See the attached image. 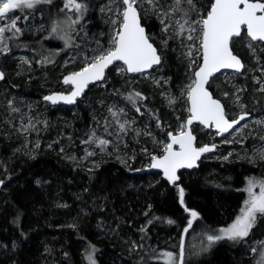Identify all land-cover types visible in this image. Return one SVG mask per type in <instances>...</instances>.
<instances>
[{
	"label": "trees",
	"instance_id": "trees-1",
	"mask_svg": "<svg viewBox=\"0 0 264 264\" xmlns=\"http://www.w3.org/2000/svg\"><path fill=\"white\" fill-rule=\"evenodd\" d=\"M161 1L165 5L171 0ZM80 2L88 10L74 26L76 31L61 24L71 38V47H65L57 34H50L51 26L65 21L66 16L76 19V14L61 12L64 0H53L32 10H14L16 16L21 15L18 24L23 35L17 41L8 40L10 51L0 53V69L5 73L0 82V180L4 181L0 186V264H89L90 246L96 249L98 264H165L163 253L178 258L181 240L183 264H258V253L252 249L256 239L264 238V215L243 240L224 239L209 246L206 236L233 220L246 199V180L263 174L264 162L257 148L264 143L260 139L264 128L241 137L240 143L217 146L218 158L208 160L213 153L198 169L181 173L178 185L185 189V205L199 214L185 233L189 216L179 203L177 186H171L158 172H137L141 164L151 161L149 154L124 148V138L116 136L109 123L103 125L107 120L99 103L103 98L122 104L158 136L168 137L188 118L189 104L182 93L201 60L192 63L183 39L163 35L159 19L140 11L150 39L162 55V63L148 75L130 76L119 72L121 65L116 64L73 106L51 105L43 99L66 87L69 91L63 76L84 67L90 61L84 57L91 59L111 47L115 27L111 20L117 19L120 0ZM211 3L193 0V5L205 11ZM245 37L232 43L245 62L238 80L248 89L242 97L245 107L239 108L257 115L264 110V98L249 97L253 89L247 77L251 55L241 42ZM252 44L264 63V44ZM21 55L29 63H23ZM220 76L211 80L209 88L233 118L234 90ZM97 84L102 85L95 87ZM133 92L146 99L133 105L126 99ZM169 99L174 102L170 104ZM22 105L26 109L37 105L33 112H40L38 131L29 137L19 130L18 117L11 110ZM93 131L96 138L110 141L103 151L100 148V155L91 158L95 163L85 159L87 144L82 143ZM194 131L198 145L213 142V131L200 125ZM144 140L149 153L163 154L149 139ZM127 151L131 156L126 160ZM133 242L138 246L135 250Z\"/></svg>",
	"mask_w": 264,
	"mask_h": 264
},
{
	"label": "snow or ice",
	"instance_id": "snow-or-ice-1",
	"mask_svg": "<svg viewBox=\"0 0 264 264\" xmlns=\"http://www.w3.org/2000/svg\"><path fill=\"white\" fill-rule=\"evenodd\" d=\"M52 2L53 0H0V21L8 20L9 14L14 10H32L37 5L51 4ZM181 2L182 0H174V6H167L161 4L160 0H120L122 7L116 10L117 19L111 20V23L115 26L111 36V47L101 50L99 54L85 63L84 67L79 71L72 72L63 78L65 85L73 86L69 94L53 93L43 99L50 101L52 104H57L60 101L68 104L74 103L76 98L81 96L90 83L104 80L105 69L114 62H122L123 67L118 68V71L127 73H141L155 65H160L162 56L153 43L150 42V37L146 34L145 28L141 24L140 8L143 3H147L160 19L163 26L161 30L165 33L172 27V24L168 22L171 16L180 12L182 14L181 19L175 21V36L177 38L184 37L188 41L198 40V47L195 43L187 46L188 52L186 55L191 58L195 50L201 63L197 70L193 72L191 83L187 85L186 92L182 93L187 97L189 116L181 124L176 134L171 132L167 134L170 142L164 144V154L160 157L152 156L150 167L162 170L164 178L172 185L177 186L179 203L191 217L187 222V227L184 229V232L187 233L199 214L185 205V189L177 184L180 179L177 175V170L195 167L196 162L203 153L213 151L216 147V145L197 147L195 144L196 137L192 133L191 126L198 121L205 127L215 126L218 134L223 135L234 129L236 125H239L249 115L247 112H242L238 119L229 120L226 106L213 97L206 85H209L210 78L223 69H231L237 74H241L245 69L241 59L233 53L232 43L234 39H243L246 35L251 42L264 44V0H212L206 15H202L194 21L186 18L188 13L180 7ZM187 4L192 6L193 0H187ZM65 10L75 13L76 19L66 16L65 21L54 22L51 26L50 34H57L59 39L64 40L65 47H71V38L61 24H67L68 29L76 31L74 26L80 23L88 10V5L80 2V0H64L60 11L64 12ZM104 10V8L101 9V11ZM27 18V16L24 17L25 20ZM19 20L20 17H15L10 19V22L0 25V53L7 54L10 51L8 40L17 41L23 35L24 30L18 26ZM6 33L11 35L6 36ZM164 44L167 45V40L164 41ZM249 48L255 53V48L251 43ZM261 50L264 51V49ZM22 62L29 63L24 58H22ZM45 62H48L47 58H45ZM257 62L259 63L258 57ZM192 63H195V61H192ZM258 71L261 72V77H253V79L260 85L258 90L264 92V79H262L264 77V66H261ZM4 78L5 74L0 72V80ZM243 91L245 89L237 88L235 93H233L234 102L242 109L245 106L240 103L239 93ZM224 95L228 96V93L225 92ZM126 99L136 105L138 100L142 101L146 97L139 92H133L129 93ZM173 102L172 99H169L170 104ZM11 106L12 101H9V107ZM11 110L12 112L19 111V109L14 107ZM122 111L123 109L120 110V112ZM136 111L140 112V108L136 107ZM109 112L114 119L117 118L118 113L116 111L110 108ZM43 123L45 126L47 125L46 121ZM116 123L119 127V133L126 135L130 127L129 122L121 123L116 119ZM257 124H264V121H257ZM157 126L159 127L158 118ZM35 127L36 124L33 122V118H29L28 123H22L19 130L28 132L29 129L35 130ZM244 127L246 128L247 125H244ZM139 134L137 132V135ZM148 134L150 135V133ZM260 139L264 140V136L260 137ZM93 142L97 143L101 151L110 143L107 139L96 138L94 131L87 140L82 141L84 144ZM36 146L39 147L38 142ZM144 151L147 150L145 149ZM85 152L86 156L95 154L87 151V149ZM262 156H264V153H262ZM72 159L75 158L73 157ZM36 182L37 184L40 183L39 180ZM3 184L4 181L0 180V186ZM257 186L259 187L258 193L254 191ZM245 191L248 193V199L244 201V207L241 209L240 215L236 217L231 225L219 229L218 234L207 235L206 239L209 246L224 239L231 241L243 240L250 235L251 230L255 227L258 214L264 215V180L258 181L254 178H249ZM167 222L169 224L174 223L172 220ZM148 223L150 224L151 221ZM70 227H75V225H70ZM141 231H145V229L141 228ZM136 247L138 246L133 242L132 249L135 250ZM180 247L178 258L171 252L163 253L166 257L165 264H183V240H181ZM90 249L87 260L89 264H96L93 258V253L96 249L94 246H90ZM252 252H256V249H252ZM258 264H264V252L260 253Z\"/></svg>",
	"mask_w": 264,
	"mask_h": 264
},
{
	"label": "rangeland",
	"instance_id": "rangeland-1",
	"mask_svg": "<svg viewBox=\"0 0 264 264\" xmlns=\"http://www.w3.org/2000/svg\"><path fill=\"white\" fill-rule=\"evenodd\" d=\"M185 1H187V0H182L180 7L182 9H184L185 11H187L188 16L186 18L194 21V20L199 19L200 16L206 15L207 11H205L203 8L198 7L197 5L196 6L195 5L190 6V5L187 4V2L185 3ZM160 3L164 4L165 2L161 1ZM165 5L174 6V0H171L169 3H167ZM140 11L143 13V15H152V16L156 17L157 19H159L157 17L156 13L149 7V5L147 3H143V6L140 8ZM181 15L182 14L180 12H177V13H174L171 16V18H170V20L168 22L170 24H172V27L169 28V31L167 33L162 31L163 35H167V34L169 35L170 34V35L176 37L175 36V31H176L175 21L176 20H180L181 19ZM15 17H21V15H17L16 16L12 12V13L9 14V19L8 20L0 21V25L10 22V19L15 18ZM31 21L33 22V19ZM159 21H160V19H159ZM160 24H161V22H160ZM18 26H19V24H18ZM8 35H11V34L10 33H6V36H8ZM179 39H183L184 44H185L184 47L186 49V53L188 52V47L187 46L189 44L195 43L197 45V47H198V43H199L198 40L197 41H188L184 37H179ZM241 42L246 43L248 48H249V44L250 43L251 44L254 43V42H251L247 37H245L244 40L241 41ZM253 47L255 48L254 45H253ZM250 55H251V61H250L251 69L249 70V73L247 74V77H248L249 81L251 82V84L253 86V89L249 93L250 94L249 97L251 98L252 96L255 97V95H257L258 97L260 96L261 98H264V92H260L258 90L260 85L257 84L255 82V80L253 79V77H261V72L258 71V69L261 66H264V63H262V60L257 55L256 49H255V53H253V51L250 50ZM257 57L259 58V63L257 62ZM20 58L22 59L23 56L21 55ZM190 59H191V61H195V62L198 61L199 56H198V53L195 50L193 51V55H192V57ZM68 60H70V61H68V63L72 62V58H70ZM89 60H90V58H88L87 56L84 57V61H89ZM120 65H121V67H123V64H120ZM148 74L149 73H142V74H139L138 76H143V75H148ZM220 75H221L220 77L225 82H227L228 85H230V87L233 88L234 93H235L237 88H243V89H245V91L248 90L247 87L242 82H239L238 79L240 77L239 76L240 74H237V73H235L233 71H226V72L221 73ZM262 79H264V77H262ZM101 85L102 84H97L95 87H99ZM66 88H67V90L69 89V87H66ZM67 90H65V91H67ZM62 91H64V90H62ZM243 93H244V91L239 93L240 103L241 104H243V102H242ZM99 103L103 106V111L105 113V118H107V120L105 122H103V125L105 123H109L110 126H111L110 130L113 133H115L116 136H122L124 138V141H125L124 142L125 143L124 144V148H129V149L131 148L130 151H132V152L137 150L139 152L148 153L150 157H152V156H157V157L160 156L157 153H149L148 147L146 146L147 145L146 141L144 139H149L155 146L159 147L160 150H163L164 144L168 143V140H169L168 137L158 136L156 133H154V131H152L149 128H147L143 123H140L138 117H136L135 115L129 113V111L126 110V108L122 104L118 103L117 101L107 100V99L103 98L101 101L99 100ZM233 105L236 108V114H235V116L233 118H238L239 115L242 112L241 108H239L240 106L237 103H235V102H234ZM110 108L113 109V111H116L118 113L117 118L114 119L112 117L111 113L109 112ZM17 109H19V111L16 112V115L18 117V121H19L20 126L22 125V123L23 124H27L29 118H33V122L36 124L35 130L29 129L28 132H23V133H27V137H29L31 133L32 134L36 133L38 131L39 126H40L39 125L40 124V119H39L40 112H33V110L37 109V105H32V108H30V109H26L24 107V105H22V106H20ZM121 109H123L122 112H120ZM116 119H118L121 123H123L125 121L129 122L130 127L128 128V131H127L126 135L124 133H119V127H118V124L116 123ZM257 121H264V110L260 114L252 115V117H250L248 120H246L244 123H242L236 130H234L232 133H230L229 135H227L225 137L217 138L216 133L213 132L214 134L210 135V140L213 141L212 143H216L217 146H219V147L224 146V145H226V146L229 145L230 146V145H233L235 142L240 143L241 137L243 138V137H245L246 134H251L252 132H255V131H258V130H261V129L264 128V124H257ZM182 123L183 122H181V124ZM181 124H180V126H181ZM244 125H247V127L245 128ZM180 126H179V128H180ZM126 127H127V125H126ZM179 128L177 129V131L179 130ZM137 132H139L140 134L137 135ZM148 133H150V135ZM225 141H228V142H225ZM86 149H87V151L94 152L95 154L92 155V156H85V159H87L89 162L95 163V160H93L91 158L95 157L97 155H100V147L96 143H90V144H87L85 146V150ZM145 149L147 151H144ZM257 149H258V152H259V154L261 156L260 159L264 162V156H262V153H264V143L261 144ZM85 150H84V152H85ZM229 154H232L231 150L229 151L228 155ZM85 155H86V152H85ZM130 156H131V154L127 151L125 156H124V159L127 160V157H130ZM219 156H220L219 154L214 153V156L209 158L208 160H211V159H214V158H218ZM151 162H152V160L150 162H148V163L141 164V166H142L141 168H145L146 166H149L151 164ZM249 178H254V179L258 180V181L259 180H264V172H263V174L261 176H257V177H252L251 176ZM249 178L246 180L245 184L243 185V191L245 192L246 199H248V193L245 191V189L247 188V183H248ZM254 191L258 193L259 192V187L258 186L255 187ZM243 207H244V203L242 204L240 209L237 211V214L235 215L233 220L231 222H229L228 224H226L225 226L221 227V228H226L229 225H231L234 222V220L236 219V217L238 215H240L241 209ZM188 216H189V219H190L191 217H190L189 213H188ZM260 216L261 215L258 214V219H259ZM198 217H199V215H198ZM258 219H257V222H258ZM194 222H195V220L193 221V224H194ZM221 228L216 229L211 234H218V230L221 229ZM251 232H252V230H251ZM254 245H255L254 248L256 249V251L258 253V261H259L260 253L264 252V238L256 239L255 242H254ZM89 252L87 253V255L89 254ZM93 258L96 261L95 252L93 253ZM96 264H98L97 261H96Z\"/></svg>",
	"mask_w": 264,
	"mask_h": 264
},
{
	"label": "water",
	"instance_id": "water-1",
	"mask_svg": "<svg viewBox=\"0 0 264 264\" xmlns=\"http://www.w3.org/2000/svg\"><path fill=\"white\" fill-rule=\"evenodd\" d=\"M141 13V12H140ZM141 24H142V26L145 28V31H146V34L149 36V34H148V31H147V28H146V26L143 24V22H142V16H141ZM150 42H152L153 43V41L150 39ZM153 45L158 49V47L153 43ZM233 49V48H232ZM158 52H159V54L161 55V53H160V51H159V49H158ZM233 53L235 54V55H237L240 59H241V61H242V63L245 65V62L243 61V59L238 55V54H236L235 52H234V50H233ZM162 56V55H161ZM116 64H122V62H114L112 65H110L107 69H105V73H104V79H105V77H106V74H107V71L112 67V66H114V65H116ZM156 66H158V65H155V66H153L152 68H150V69H146L144 72H141V73H127L128 75H130V76H136V75H139V74H142V73H149L154 67H156ZM197 70V69H196ZM245 70V69H244ZM243 70V71H244ZM226 71H233V70H231V69H223V70H221V72H219V73H216L212 78H210V81H209V84H210V82H211V80L215 77V76H217V75H219V74H221V73H223V72H226ZM0 72H3L2 71V69H0ZM77 72V71H76ZM4 73V72H3ZM5 74V73H4ZM69 74H71V73H67V74H65L64 76H63V78L65 77V76H68ZM63 78H62V83H63ZM2 80H0V82H1ZM103 81V80H102ZM102 81H97V82H94V83H90L89 85H88V87L84 90V92L81 94V96H79V97H77L76 98V100H75V102L74 103H71V104H68V103H64L63 101H60V102H58L57 104H52L50 101H47V102H49L51 105H65V106H73V105H75L76 103H77V101L79 100V99H81L84 95H85V93H86V91L88 90V88L91 86V85H93V84H96V83H99V82H102ZM64 84V83H63ZM65 85V84H64ZM66 86H70V90L69 91H54V92H52V93H49V94H47V95H51V94H53V93H63V94H65V95H67V94H69L71 91H72V88H73V86L72 85H66ZM206 87H208V90L212 93V95H213V97L215 98V99H218V100H220L221 101V103L222 104H224L223 102H222V100L221 99H219V98H217L215 95H214V93L212 92V90L209 88V85H206ZM46 95V96H47ZM46 101V100H45ZM225 105V104H224ZM226 113H227V111H226ZM228 116V115H227ZM240 116V115H239ZM250 116H251V114L249 113V115L246 117V119L245 120H243V121H241L240 122V124L239 125H236L235 127H234V129H231V130H229V132H226V133H224L223 135H221V134H218V131H217V129L215 128V126H211V127H205L204 125H201L198 121L197 122H194L193 123V125L191 126V130H192V133H193V135L196 137V140H195V144H196V146L197 147H202V146H205V145H208V146H211V145H216V147H215V149L213 150V151H210V152H206V153H203L202 155H201V157H200V159L196 162V166L195 167H193V168H181V169H178L177 170V175L180 177V174L182 173V172H184V171H194V170H196V169H198V167H199V165H200V163L202 162V160L206 157V156H209V155H211V154H213V153H215V151L217 150V144L216 143H205V144H202V145H198V137H197V135H196V133H195V131H194V127H195V125H200L201 127H203L204 129H206V130H211V131H213V132H215L216 133V135H217V138H222V137H225V136H227V135H229L230 133H232L235 129H237L242 123H244L246 120H248L249 118H250ZM229 118V117H228ZM239 118V117H238ZM238 118H236V119H238ZM229 120H233V119H230L229 118ZM171 133H173V134H176V132H173V131H171ZM168 139H169V137H168ZM170 142V139L168 140V143ZM175 147H178V146H175ZM164 154V153H163ZM162 154V155H163ZM162 155H160V156H162ZM160 156H158V157H160ZM151 165V164H150ZM150 165L149 166H146L145 168H142V169H139L137 172H158V173H160L161 174V176H162V178L165 180V181H167L166 180V178H164V176H163V172H162V170H160V169H154V168H151L150 167ZM168 182V181H167ZM179 182H180V179H179V181L177 182V184H179ZM169 183V182H168ZM171 186H174V185H172L171 183H169Z\"/></svg>",
	"mask_w": 264,
	"mask_h": 264
},
{
	"label": "bare ground",
	"instance_id": "bare-ground-1",
	"mask_svg": "<svg viewBox=\"0 0 264 264\" xmlns=\"http://www.w3.org/2000/svg\"><path fill=\"white\" fill-rule=\"evenodd\" d=\"M2 71H3V70H2ZM78 71H79V70H78ZM3 72H4V71H3ZM70 89H71V88H70ZM247 113H248V112H247ZM241 114H242V113H241ZM241 114H240V115H241ZM251 116H252V115H251ZM251 116H250V117H251ZM228 117H229V116H228ZM229 118H230V117H229ZM230 119H236V118H230ZM235 130H236V129H235ZM180 179H181V174H180Z\"/></svg>",
	"mask_w": 264,
	"mask_h": 264
}]
</instances>
